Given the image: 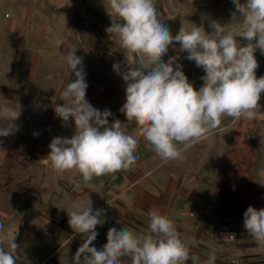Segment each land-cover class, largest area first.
I'll list each match as a JSON object with an SVG mask.
<instances>
[{
  "label": "clouds",
  "instance_id": "9594fccd",
  "mask_svg": "<svg viewBox=\"0 0 264 264\" xmlns=\"http://www.w3.org/2000/svg\"><path fill=\"white\" fill-rule=\"evenodd\" d=\"M232 3L243 17L239 30H226L212 19L210 30L203 23L191 22L189 28L181 26L173 35L158 0H108L111 23L106 31L114 33L120 47L131 54L123 71L118 62L112 65L127 82V97L120 107L139 126L128 127L120 116L110 121V109H98L86 99L82 58L75 48L67 49L61 58L67 64L68 77L72 73L74 78H68L59 93L63 103L54 106V113L65 127L71 118L74 129L70 137L51 138L47 158L52 168L57 173L75 169L87 183L93 176L133 166L139 159L141 135L167 162L180 158L183 148L215 129L221 116L264 119L258 103L264 92V75L256 74L254 54L257 49L264 53V0ZM237 36L249 42L242 44ZM173 42H178L179 52H186V59L203 69V83L198 88L185 74L179 52L164 59L169 46L175 47ZM20 107L19 103L17 110L11 105L0 107V137L16 130L11 121L18 117ZM6 153L0 147V154ZM106 206L93 210L89 201L67 210V223L83 237L72 264H124V257L130 264H186L190 242L177 231L171 216L159 209L149 211L146 231L135 232L117 220L111 224L108 239L103 244L96 241ZM243 227L258 244H264V207L248 205L243 211ZM0 233V264H17V233L7 232L2 224ZM200 264H216L215 250Z\"/></svg>",
  "mask_w": 264,
  "mask_h": 264
},
{
  "label": "rangeland",
  "instance_id": "374dc122",
  "mask_svg": "<svg viewBox=\"0 0 264 264\" xmlns=\"http://www.w3.org/2000/svg\"><path fill=\"white\" fill-rule=\"evenodd\" d=\"M88 1L110 14L108 0ZM158 2L173 35L181 26L189 28L191 22L198 25L203 23L206 30H210L208 24L212 19L225 25L226 30H239L242 26L243 17L239 16L232 0ZM7 4L6 0H0V9L6 11ZM65 6L64 13L72 10L69 5ZM75 8L85 18L82 29L89 31V34L84 43L68 45L75 46L76 54L82 58L87 80L86 99L98 109H110L113 114L110 121L120 116L128 127H138L136 118L130 117L120 107L127 97V82L112 68L113 63L118 62L123 71L127 60H131V54L120 47L114 33L106 31L110 24L91 14L81 0L76 2ZM233 11L237 16L232 18ZM173 44L175 47L169 46L164 59L179 52L178 42ZM54 46V43H47L45 49H37L33 45H26L21 49L20 57L16 58L17 64L12 71L16 96L24 113L20 115L22 122L16 125V145L0 162V224L7 232L17 233V264H40L47 258H54L57 251L56 219L68 221L67 210H72L75 204L90 201L93 210L102 206L101 193L104 201V188L122 176V168H118L101 176H93L85 183L75 169L57 173L52 168L47 158L51 138L70 137L74 129L71 118L69 126L65 127L54 113V106L63 103L59 93L68 78H74L72 73L68 77L67 64L61 58V53L67 49H55ZM183 53L179 52V57ZM254 54L258 61L256 74L264 75V53L257 49ZM133 55H136L135 52ZM183 70L195 87L203 83L200 79L204 75L203 69L197 67L194 61L183 64ZM231 118L221 116V122L215 129L183 148L180 158L167 162L147 145L141 135L137 148L139 159L134 166L158 177L167 172H187L194 185L200 183L212 189L218 180L223 160L225 133L221 127ZM98 181L103 183L96 188L94 184ZM78 187L89 189L77 190ZM96 195L100 196V200Z\"/></svg>",
  "mask_w": 264,
  "mask_h": 264
},
{
  "label": "crops",
  "instance_id": "0c3cea01",
  "mask_svg": "<svg viewBox=\"0 0 264 264\" xmlns=\"http://www.w3.org/2000/svg\"><path fill=\"white\" fill-rule=\"evenodd\" d=\"M6 1V11L0 9V107L11 105L17 110L19 100L12 71L21 49L26 45L45 49L47 43H54V48L60 50L76 48L68 44L84 43L89 31L82 29L85 18L75 8L78 0ZM65 5L72 10L64 13ZM258 103L264 111V92ZM23 113L20 107L18 117L11 122L19 125ZM221 128L225 133L223 160L214 188L194 185L187 172H167L158 177L139 166H125L121 178L109 184L114 205L104 208V222L94 239L103 244L111 224L117 220L135 232H144L149 211L159 209L171 216L177 231L190 242L186 264H200L213 249L216 264H230V254L239 255L242 264H264V244H258L243 227V211L248 205L264 207V119L231 118ZM17 130L18 127L0 137V147L7 152L0 154V162L16 145ZM102 183L98 181L94 186L99 188ZM85 189L89 188H77ZM96 198L100 200L99 195ZM101 198L102 205L103 193ZM56 222V255L40 264H72L73 254L83 241L82 234L74 233L67 221ZM230 233L235 237L228 240ZM122 259L124 264H130L128 257Z\"/></svg>",
  "mask_w": 264,
  "mask_h": 264
},
{
  "label": "water",
  "instance_id": "95a60500",
  "mask_svg": "<svg viewBox=\"0 0 264 264\" xmlns=\"http://www.w3.org/2000/svg\"><path fill=\"white\" fill-rule=\"evenodd\" d=\"M84 4V6L87 8V10L93 14L94 16H96L97 18H99L100 20L102 21H105L106 23L110 24L111 23V19H110V14H107L105 12H103L102 10H100L99 8L95 7L93 4H91L88 0H81ZM237 40H239L242 44H246L248 43L249 41L244 38V37H241V36H237L236 37ZM255 39L256 38H253V43L255 42ZM186 52H184L183 54L180 55L179 59L183 61L181 62L182 64H185L187 63L188 59H186Z\"/></svg>",
  "mask_w": 264,
  "mask_h": 264
},
{
  "label": "built area",
  "instance_id": "2783aa9c",
  "mask_svg": "<svg viewBox=\"0 0 264 264\" xmlns=\"http://www.w3.org/2000/svg\"><path fill=\"white\" fill-rule=\"evenodd\" d=\"M104 201H103V205H107L105 208L107 209H111L114 205V196L112 194V189L110 186H107L106 188H104ZM108 201L110 202V205L108 204ZM190 214L193 215L194 211H190ZM109 223H112V220H109ZM235 234L234 233H230L227 236L228 240L234 239ZM229 261L230 264H233V261H236L237 264H242V258L239 255L236 254H230L229 255Z\"/></svg>",
  "mask_w": 264,
  "mask_h": 264
},
{
  "label": "bare ground",
  "instance_id": "6f19581e",
  "mask_svg": "<svg viewBox=\"0 0 264 264\" xmlns=\"http://www.w3.org/2000/svg\"><path fill=\"white\" fill-rule=\"evenodd\" d=\"M183 61V59L182 60H180V62H182Z\"/></svg>",
  "mask_w": 264,
  "mask_h": 264
}]
</instances>
